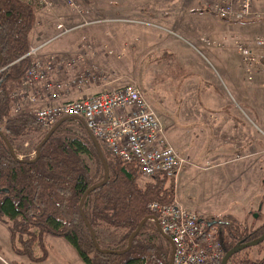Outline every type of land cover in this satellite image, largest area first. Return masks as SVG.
I'll use <instances>...</instances> for the list:
<instances>
[{"label": "rangeland", "instance_id": "1", "mask_svg": "<svg viewBox=\"0 0 264 264\" xmlns=\"http://www.w3.org/2000/svg\"><path fill=\"white\" fill-rule=\"evenodd\" d=\"M77 2L83 7L84 12L79 13L66 0H55L53 10L38 9V17L42 22V31H44L38 37L45 40L51 34H56L58 28L55 25L60 20H65L68 26L82 22V14H86L85 10L89 14L85 15L83 23L86 20L111 19L109 22L102 20L93 24L96 27L111 28L108 31L110 39H108L109 35L106 34L104 37L100 32V38L108 41V46L112 48V50L109 49V53H112V61L110 59L106 64L100 60V65L111 68L113 79L118 75L121 76L120 80L114 81L110 89L131 82L141 86L146 92L149 103L165 122V132L169 142L187 159L178 178L166 182V186L172 189V198L170 197L171 200L166 203L177 199L185 207L197 212L212 223L221 219L226 220L225 217L229 218L233 229L226 231L224 235L220 234L219 225H215L224 253L226 244H228L226 248L232 245L229 242L236 243L250 232L259 235L263 229L260 232L256 230L264 226V111L257 110V113L263 116V119H260L252 112L245 110L253 120L251 121L246 117L245 111L237 105L239 103L244 107L232 88L216 87L223 102L230 106L225 113L233 117L239 114L244 118H241L243 125L241 130L244 134L241 150L237 152L238 147L232 146L229 138L217 137L218 126L226 124V121L214 126L210 119L203 121L201 115L197 118L198 124L203 125L205 122L203 129L206 132L203 133V129H200L193 136V144L188 148L187 143L190 142H187V139L190 137L186 131L189 132L192 128L186 126L185 94L174 95L179 80L178 74L188 71L180 68L185 60L192 58L196 64H199L194 66L195 69L208 66L209 71H215L217 64L211 57V54L215 53L217 57L220 54L234 57L240 65L242 59L236 40H250L260 34L261 30L256 25L257 23L236 22L215 17L213 13L215 9L211 7L214 0H77ZM203 27H205V32L201 30ZM89 28H79L78 31L64 34L50 42L45 48L61 56L63 54L58 51L57 47L68 39L76 38L75 36L81 30L85 31ZM221 28L225 29L223 33L219 31ZM138 34L143 35V43L138 42ZM201 37L212 40L210 47H200L202 46ZM222 39H225L223 40L225 42H221ZM102 40L97 42L106 43ZM179 41L183 47L180 53H176L172 47L180 50ZM152 42H156V45L153 46ZM91 45L94 47V43L91 42ZM83 48L88 50L90 56L92 53L98 54L92 48ZM101 53L108 55L106 51ZM93 58L91 56V59ZM53 78L67 82L71 80L70 75L64 74L59 69L55 71ZM70 90L66 94L76 97L77 87L73 86ZM207 113L204 112V114ZM82 126L81 122L73 120L66 124L64 130L70 129L72 134L79 136L83 133ZM226 128L230 129V124ZM42 135L43 131H27L15 139V147L23 154L34 156L33 147L40 141ZM226 141L228 142L225 143ZM206 156L209 158H205ZM88 160L98 177L97 180L100 179L102 176L101 173L98 174L101 171L100 162L94 156H89ZM147 182L154 183L155 180L139 176L141 185ZM239 205L242 208L237 210L236 207ZM8 228L6 223L0 221V264H86L71 244L63 237L52 234H44V246L40 244L42 241H36L33 250L35 258L39 260L32 261L25 254L20 256L13 248L11 231ZM152 230L148 226V229L143 231V240L147 239L148 235H152ZM98 232L104 246L108 243L115 245L113 241L116 240L117 233L113 229L99 227ZM19 235L16 236V244L22 248L18 240ZM23 238L28 237L25 235ZM155 242L165 244V239L162 235L156 236ZM244 260L250 263L257 262V264L262 261L264 264V242L233 255L228 264H246Z\"/></svg>", "mask_w": 264, "mask_h": 264}, {"label": "trees", "instance_id": "2", "mask_svg": "<svg viewBox=\"0 0 264 264\" xmlns=\"http://www.w3.org/2000/svg\"><path fill=\"white\" fill-rule=\"evenodd\" d=\"M35 9L26 0H0V188L7 190L0 191V220L9 225L15 252L25 254L32 261L39 260L34 256V245L39 240L43 245L44 234H52L71 244L86 264H170L171 244L163 235L165 244L155 242L156 236L161 234L152 219L145 222L125 253H104L96 248L93 234L83 219L80 203L91 185L104 180L105 169L97 146L82 121L78 120L83 125V133L78 136L70 129L64 130L68 122L75 120L68 117L41 146L39 157L31 161L36 157L38 144L50 129L37 121L33 104L24 102L21 110L16 112L11 93L21 85L30 63V59L23 56L31 46L30 34L37 21ZM10 82H16L17 86L9 87ZM30 130L43 131L42 138L33 147L34 156L21 153L14 144L16 138ZM4 136L13 145L17 157ZM99 142L111 175L105 185L86 196L83 214L102 249L122 250L128 247L131 234L141 221L152 214L149 204L170 201L172 189L166 186L169 179L161 175L153 177L154 183L141 185L138 164L116 158L102 141ZM89 156H94L101 164L102 172L98 174L102 176L98 180ZM225 218L214 221L223 235L233 229L230 219ZM148 226L153 233L143 240V231ZM99 227L119 233L113 241L114 246L111 243L103 245ZM261 230L264 231V226L256 232ZM261 233L255 235V232H250L236 243L258 238ZM17 234H20L18 240L22 248L16 244ZM25 235L28 238L24 239ZM229 243L232 245L226 248V244L225 252L236 244ZM245 263L257 264L248 260ZM258 264L263 263L260 261Z\"/></svg>", "mask_w": 264, "mask_h": 264}, {"label": "built area", "instance_id": "3", "mask_svg": "<svg viewBox=\"0 0 264 264\" xmlns=\"http://www.w3.org/2000/svg\"><path fill=\"white\" fill-rule=\"evenodd\" d=\"M26 1L41 10H53L56 4L55 0ZM66 2L79 13L84 12L77 0ZM211 7L222 20L264 23V8H257L255 0H214ZM85 11L88 16L89 12ZM85 15L82 14L83 21ZM102 20L111 21L110 18ZM83 21L68 26L65 20H60L55 25L56 34L30 46L23 56L30 63L21 85L11 93L15 111L19 112L24 102L33 104L37 121L46 129H51L63 117H73L82 121L113 156L124 162H136L142 176L177 179L187 159L169 142L163 121L137 83L76 97L64 94L70 85L81 93L90 79L98 76L96 64L78 71L80 61L87 59L85 54L64 58L56 53L46 54L45 47L64 34L100 22ZM236 45L249 80L256 75L264 76V32L250 40H236ZM58 69L77 71L74 78L65 82L53 78ZM148 207L162 232L171 239L173 264H222L225 253L214 222L177 199L169 203L153 201Z\"/></svg>", "mask_w": 264, "mask_h": 264}, {"label": "crops", "instance_id": "4", "mask_svg": "<svg viewBox=\"0 0 264 264\" xmlns=\"http://www.w3.org/2000/svg\"><path fill=\"white\" fill-rule=\"evenodd\" d=\"M255 1H256L257 8L259 9L264 8V0H255ZM35 14L37 15V21L30 34L31 45L38 44L44 41V39L38 37L39 34L44 33L41 27L42 22L38 17V9H35ZM214 16L216 17L217 15L214 13ZM256 23H257L256 25H258L259 29L261 30V33L264 32V23L262 22H256ZM204 28L205 27H203L201 30L205 32ZM109 30H111V28L109 29V28H103L101 26H98V27L92 26L89 29H85V31L81 30L80 32H78V35L75 36L76 38L68 39L61 46L57 47L58 51L63 54L64 58H69L71 56L75 57V56H78L79 54H85L87 59L80 61L79 66L77 67L78 71H81L84 67H87L90 64H93V63L96 64L98 76L91 78L89 81V84L83 87V90L81 93L79 92L77 94L78 96L84 93H96V92L103 91V90H111L110 87L114 85L115 83L114 81H118L121 78V76L118 75L115 79H113L114 77L111 76L112 74L111 68L109 66L102 67L100 65L101 64L100 60L101 62H104V63H106L110 59H111L110 61H112V53H109V49L112 50V48L108 46V41H103L100 38V32H101V36L105 37L107 34L109 35L108 39H110L111 36L108 33ZM224 30H225L224 28H221L219 31L223 33ZM104 31H106V33L103 34ZM142 36L143 35L139 36V34L137 36V40L139 43L144 42L142 40ZM98 40H102V42H106V43L99 44L97 42ZM223 40L225 39H222L221 42H225ZM90 41L94 43V47H92ZM211 42H212L211 39L209 38L206 39L204 37H201L202 46L200 47H203V48L210 47ZM152 44L153 46H155L156 42H152ZM192 44L194 45V43ZM179 46H180V50H178L177 48H174V46L172 47L176 53H180L183 47V44L180 41H179ZM194 46H196V44ZM83 47H86V48L89 47L88 49L92 48L93 50H95V53L97 51L98 54L94 55L92 53L91 56L92 58L93 57L94 58L91 59V56L88 53V50L87 49L84 50ZM103 51H106L109 56L104 53H101ZM45 53L50 54V53H55V52H49L45 48ZM211 57H213L215 63L217 64V70L214 69L215 71H209L208 66H204V67L201 66L200 69H195L194 66L195 65L198 66L199 64H196L192 58L190 60H185L184 64L182 63V66H180L181 69H184V68L187 69L188 73L185 72L184 74L182 73L178 74L179 80L176 84L174 95L178 93L180 94V96L182 94H185V103H186L185 110H186V115H187L186 126L192 128V129H189L190 130L189 132L188 130L186 131L187 135L190 137V139H187V142H190V143H187V146L189 148L190 145L193 144V140H192L193 136L196 135L200 129L205 128V125H204L205 122H203V125L198 124L197 118L198 116L201 115L203 121H207L208 119H210L214 126L215 125L217 126L221 122L226 121V124L224 123L223 125L218 126L217 128L218 131L216 132L218 136L216 134L215 136L220 137L222 139L229 138V141L233 144L232 146L238 147L237 152H239L241 150V142H242V137L244 135L243 131L241 130V126H243L241 123V118L242 119L244 118L243 116L238 114V116L234 115L235 117L238 118L236 119L232 115H228L225 113V110L230 106L223 102L220 94H218L216 90V87L217 88H221V87L232 88V90L238 95V98L240 99V101L244 104V107H242L241 106L242 104H239V103L237 105L240 108H242L244 111L246 110L247 112H252L255 117H260V119H263V116L259 115L257 113V110L260 109L264 111V76L256 75L253 80H249L247 72L245 71L242 63L238 65V62L234 60V57L231 58V56L225 55V54H220L219 57H217L215 53L213 55L211 54ZM153 64H155V62ZM77 70H66L65 69L63 73L70 75L72 79L74 75L76 74ZM64 81L67 82L66 80ZM16 84H17L16 82H10L9 87L14 88L17 86ZM72 87L73 86L71 85L70 87H67L66 92L69 91ZM66 92L64 93L65 95H66ZM246 111H245L246 117L249 118L251 121H253L250 118V116L246 113ZM204 112H208V113L204 114ZM229 124L231 128L227 129L226 127L229 126ZM205 132L206 130L203 129V133ZM227 142L228 141H226L225 143ZM207 157L208 156H206L205 158ZM236 208H238L237 210H239L240 208H242V206L239 205ZM196 210L199 211V209H196ZM0 221L3 223H6L7 226H9L7 222H4L3 220H0ZM171 255H172V245H171Z\"/></svg>", "mask_w": 264, "mask_h": 264}, {"label": "water", "instance_id": "5", "mask_svg": "<svg viewBox=\"0 0 264 264\" xmlns=\"http://www.w3.org/2000/svg\"><path fill=\"white\" fill-rule=\"evenodd\" d=\"M68 117H63L61 118L51 129L50 131L48 132V134L43 138V140L38 144L37 146V154H36V157L31 159V161H35L39 155H40V152H41V146L50 138V136L55 132V130L63 123L66 121ZM88 130V133L89 135L91 136V138L94 140L96 146H97V151H98V154L101 158V161L103 163V166H104V169H105V178L104 180L100 181V182H97L93 185H91L88 190L85 192L82 200H81V203H80V210L82 212V215H83V219L86 223V225L89 227L90 231L92 232L93 234V238H94V242H95V246L96 248L101 251V252H104V253H114V254H123L125 253L126 251H128L131 246H132V243H133V240H134V237L135 235L143 228L145 222L148 220V219H152L155 221L156 225H157V228L159 230V232L161 233V235H163L170 243H171V239L166 236L163 232H162V229L157 221V218L155 215L151 214L149 216H147L146 218H144L141 223L139 224V226L137 227V229L131 234V237H130V241H129V245L127 248L125 249H122V250H119V249H102L100 246H99V243H98V240H97V237H96V233L94 231V229L91 227V225L89 224L85 214H83V203H84V200L86 198V196L88 194H90L92 191L96 190L97 188L105 185L108 180L110 179V175H111V172H110V168H109V165H108V162H107V159L103 153V150L101 148V145H100V142L99 140L94 136V134L87 128ZM8 146L11 148L12 152H13V155L17 157L16 153H15V149L13 147V145L11 144V142L4 136ZM0 191H7L6 189H1L0 188ZM256 216L258 214H255ZM264 242V231L261 233V235L258 237V238H255V239H252V240H248V241H241V242H238L236 243L233 247H231L230 249H228L224 256H223V259H222V264H228L229 263V260L231 259V257L235 254H237L238 252L246 249V248H249V247H252V246H256L260 243ZM170 264H173V254L171 255V259H170Z\"/></svg>", "mask_w": 264, "mask_h": 264}]
</instances>
